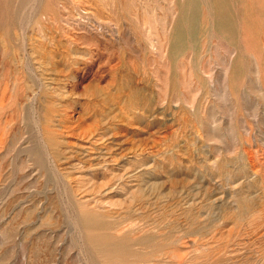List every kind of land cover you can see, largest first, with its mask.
<instances>
[{
	"label": "rangeland",
	"instance_id": "obj_1",
	"mask_svg": "<svg viewBox=\"0 0 264 264\" xmlns=\"http://www.w3.org/2000/svg\"><path fill=\"white\" fill-rule=\"evenodd\" d=\"M0 264H264V0H0Z\"/></svg>",
	"mask_w": 264,
	"mask_h": 264
}]
</instances>
